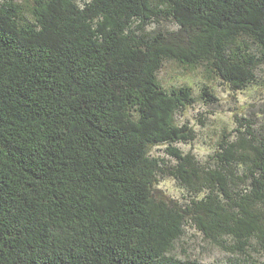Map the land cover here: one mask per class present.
Wrapping results in <instances>:
<instances>
[{"label": "trees", "instance_id": "obj_1", "mask_svg": "<svg viewBox=\"0 0 264 264\" xmlns=\"http://www.w3.org/2000/svg\"><path fill=\"white\" fill-rule=\"evenodd\" d=\"M167 61L253 85L264 0H0V264H201L171 254L189 221L264 248V137L242 117L206 160L179 148L198 98Z\"/></svg>", "mask_w": 264, "mask_h": 264}, {"label": "rangeland", "instance_id": "obj_2", "mask_svg": "<svg viewBox=\"0 0 264 264\" xmlns=\"http://www.w3.org/2000/svg\"><path fill=\"white\" fill-rule=\"evenodd\" d=\"M83 1V0H81ZM166 29H175L171 22H163ZM150 28L155 26L150 25ZM256 82L244 90H233L219 80H207L204 71H188L173 61L164 63L159 77L167 88L189 83L198 100L176 115L179 124H187L195 131L193 141L179 142L176 145L185 152H192L200 159L206 160L221 135L240 127L239 119L249 118L256 133L264 137V64L256 71ZM207 83L212 88L218 101H205L201 98L202 87ZM151 153L173 161L166 150V145L152 148ZM169 196L185 201L189 190L181 186L170 176H161L157 184ZM171 254L185 260H197L201 264H262L264 248L256 239L247 244L237 241L232 236H206L190 221L184 225V232L171 249Z\"/></svg>", "mask_w": 264, "mask_h": 264}]
</instances>
